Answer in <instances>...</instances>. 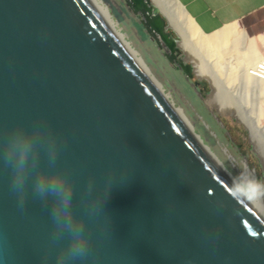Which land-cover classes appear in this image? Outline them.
<instances>
[{"label":"water","instance_id":"95a60500","mask_svg":"<svg viewBox=\"0 0 264 264\" xmlns=\"http://www.w3.org/2000/svg\"><path fill=\"white\" fill-rule=\"evenodd\" d=\"M125 6L180 52L152 0ZM26 141L17 194L3 156ZM204 147L97 0H0V264H57L75 242L41 176L72 188L90 249L74 264H264V218Z\"/></svg>","mask_w":264,"mask_h":264},{"label":"rangeland","instance_id":"374dc122","mask_svg":"<svg viewBox=\"0 0 264 264\" xmlns=\"http://www.w3.org/2000/svg\"><path fill=\"white\" fill-rule=\"evenodd\" d=\"M103 2L108 6L121 31L126 34V39L139 52L151 72L162 84L170 100L183 111L194 126L195 132L215 156L251 193L249 185L242 176L247 163L252 170L256 171L257 180L263 184L264 189V167L254 150L249 132L235 116L223 112L228 105L243 108L247 115L250 114L259 118L261 124H264V108L262 109L264 107V93L259 94L253 90L244 89L241 87L239 77L231 83L227 82L226 79L221 80L219 78L222 86L218 93L213 95V87L208 79L200 78L194 72L193 78L189 80L182 70L178 69L173 62H169L165 57L170 54L168 48L163 44L158 45L146 34L144 26L139 21L140 17L135 16L125 6V0H103ZM235 26L248 36L253 37L257 47L260 51L262 50L261 52H264V10L235 23ZM236 50L238 52L239 49ZM227 52L229 53L221 62V68L226 72L238 66L236 51L232 49L227 50ZM183 60H186L185 53L181 49L176 61L181 63ZM186 63L191 64L194 69L192 62L186 61ZM207 66L215 77H224L215 71L216 68L211 62L207 61ZM197 82L203 85L197 86ZM189 86L196 92L195 95ZM198 97L200 100L197 99ZM208 113L215 119L214 123L208 120Z\"/></svg>","mask_w":264,"mask_h":264},{"label":"bare ground","instance_id":"6f19581e","mask_svg":"<svg viewBox=\"0 0 264 264\" xmlns=\"http://www.w3.org/2000/svg\"><path fill=\"white\" fill-rule=\"evenodd\" d=\"M97 1L126 39V34L119 28V25L113 18L108 6L103 2V0ZM152 1L159 6L163 13L167 15L170 26L180 35L181 38L179 46L185 53V59L192 62L195 72L200 78H206L211 82L213 95H216L218 90L221 88L222 79H226L227 82L231 83L239 77L241 79V87L244 89L249 91L253 90L259 94L264 93V52H261L262 50L260 51L257 47V43L253 37H250L245 32L240 31L237 26H235V23L227 25L210 34L204 33L191 18L179 0ZM126 41L170 100L169 95L164 91L162 84L151 72L143 58L139 55V52L132 47L131 43L127 39ZM232 49L233 51H236V54L238 55V66L237 68L230 69L226 72L223 68H221V62L223 61L225 55L229 53L227 50ZM236 49L241 50H238L237 52ZM207 61L211 62L216 68L215 71H218L219 74L224 77H215L209 71ZM259 66L262 67L259 68ZM170 102L181 115L196 140L205 146L204 148L209 152L217 164L228 174L251 206L264 218V189L263 184L259 183L257 180L256 171L252 170L246 163V168L242 176L251 189V193H249L215 156L210 148L204 143L202 138L195 132L194 126L185 116L183 111L176 107L171 100ZM263 108L264 107H262V109ZM223 112L232 114L246 127L249 132L251 143L254 146V150L259 156L264 167V124H261L262 122H260L259 118L250 114L247 115L243 108L228 105Z\"/></svg>","mask_w":264,"mask_h":264},{"label":"clouds","instance_id":"9594fccd","mask_svg":"<svg viewBox=\"0 0 264 264\" xmlns=\"http://www.w3.org/2000/svg\"><path fill=\"white\" fill-rule=\"evenodd\" d=\"M34 144L31 141L16 144L10 153H5L4 161L13 169L12 190L19 194L23 190L25 173L29 166L35 167L32 159ZM56 157L50 154V165L55 166ZM34 191L41 197L52 196L58 201L59 207L53 209L54 222L64 221V226L72 233L75 242L72 243L67 252L58 257L57 264H74L75 261L86 260L90 255L88 242L83 239V226L73 224L70 217L72 204V188L64 177H38L34 184ZM245 194V193H244ZM23 207V200L19 202Z\"/></svg>","mask_w":264,"mask_h":264},{"label":"crops","instance_id":"0c3cea01","mask_svg":"<svg viewBox=\"0 0 264 264\" xmlns=\"http://www.w3.org/2000/svg\"><path fill=\"white\" fill-rule=\"evenodd\" d=\"M199 28L207 34L239 23L264 10V0H179Z\"/></svg>","mask_w":264,"mask_h":264},{"label":"flooded vegetation","instance_id":"af4514ba","mask_svg":"<svg viewBox=\"0 0 264 264\" xmlns=\"http://www.w3.org/2000/svg\"><path fill=\"white\" fill-rule=\"evenodd\" d=\"M138 16H139V15H138ZM139 17H140V20H139V21H141V18L144 19V20H146L145 18H143V17H141V16H139ZM166 32H168V33L170 34L171 37L174 36L173 33H172L170 30H166ZM154 39H158V40L160 41V44H163L166 48H168V50H169V52H170V54H169V57H170V58H172L174 55H176V58H177L178 53H177V52H175V53L171 52V51H170V48L167 46V44H166L165 41L160 37L159 34H157V35H156V38H154ZM154 39H153V40H154ZM155 41H156V40H155Z\"/></svg>","mask_w":264,"mask_h":264},{"label":"trees","instance_id":"16d2710c","mask_svg":"<svg viewBox=\"0 0 264 264\" xmlns=\"http://www.w3.org/2000/svg\"><path fill=\"white\" fill-rule=\"evenodd\" d=\"M186 84H188L187 82H185ZM199 85H203L202 83H199ZM189 89L192 91V93L195 95L196 94V92L193 90V88L192 87H190L189 86ZM196 90H198V88H196ZM197 96V95H196ZM197 99H199L200 100V98L198 97ZM208 120H210L211 122H215V119L212 117V115L210 114V113H208ZM212 123V124H213Z\"/></svg>","mask_w":264,"mask_h":264},{"label":"built area","instance_id":"2783aa9c","mask_svg":"<svg viewBox=\"0 0 264 264\" xmlns=\"http://www.w3.org/2000/svg\"><path fill=\"white\" fill-rule=\"evenodd\" d=\"M262 66H259V68H261Z\"/></svg>","mask_w":264,"mask_h":264}]
</instances>
